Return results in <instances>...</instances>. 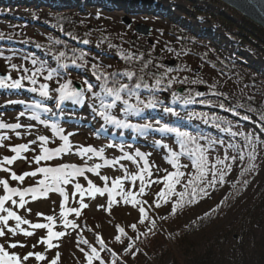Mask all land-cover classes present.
I'll list each match as a JSON object with an SVG mask.
<instances>
[{"label": "rangeland", "instance_id": "rangeland-1", "mask_svg": "<svg viewBox=\"0 0 264 264\" xmlns=\"http://www.w3.org/2000/svg\"><path fill=\"white\" fill-rule=\"evenodd\" d=\"M133 1L141 3L128 5L122 0H109L107 4L101 5L99 2L107 0H0V76L10 75L12 79L31 76L35 70L32 61L36 60L32 54L55 62L54 56L57 53L54 49L58 44L49 42V34L70 42L79 49V54L83 57H77L75 65L70 66L49 63L45 71L50 67L56 70L57 74L54 77L57 79L54 81L48 82L40 75L41 71L36 76L35 85L25 79L22 80L23 87L20 89L0 88V121L19 122L22 125L16 130L0 129V135L8 137L0 141V180L7 181L10 188L23 190L39 187L38 181L44 179V175L37 172L35 176L27 175L20 181L11 178L13 172L23 175L40 167H57L62 164H75L84 168L93 167L95 164L102 165L96 173L86 171L84 176L76 177L68 185L61 184L64 196L53 190L46 196H38L33 200L31 194H28L25 196L27 203L24 208L18 207V196L12 197L17 201V205H13L10 200L5 202V207L15 211L29 223L21 224L14 236L7 231L9 227L15 228L14 220H9L7 227L0 224L5 231V235L0 237V244L9 252H16L21 258L28 252L40 253L44 257L37 261L35 256H32L27 261H22V264H51L53 259L56 260V264H88L84 252L91 254V248H96L99 252L100 241L108 251V258L99 256V259H93L92 263L100 264L103 260L104 264H109L111 257L120 256L124 257V264H171L172 255L179 251L188 257H196L205 253L207 245L219 235L231 231L264 189V131L260 127L264 125V120H261V116H264V50L250 42L242 31L236 28L235 25L239 23L241 17L216 1ZM153 1L159 7L152 6L150 2ZM151 7L160 11L166 10L171 16L152 13ZM62 16L75 18L79 27H83L79 34L80 38L63 29L61 21H58ZM138 24L151 28L147 38L134 33V28ZM198 30H203L204 36H199ZM87 33L92 38L85 39ZM133 39L138 41L140 46H145V50L147 48L148 64L151 67L154 64L152 71L163 73L167 68L173 70L165 76L162 86L167 85L168 79L174 77L173 84L158 92L157 98L163 100L166 106L172 107L179 115L164 113L162 108L146 109L138 116L130 118L129 122L143 124L158 119L170 127H179L193 134L199 131L212 140H223V145L215 143L211 146L206 139L200 141L208 148L210 163L214 162V158L225 159V156H238L240 153L244 155L242 161L226 159L223 165L218 164L217 169L226 172L225 183L220 184L217 175L215 186L208 185L206 181L212 179L209 173L205 182L201 184L206 186L207 195H203L197 203H188L175 216L171 207L180 199L176 193L184 191L183 185L187 184V177H181V183L175 185L171 196L162 199L157 195L164 188L162 181L164 170L174 172L176 169L165 160L167 150L154 146V142L159 140L162 145L167 144L173 151H179L174 134H161L155 130H145L141 133L134 129H122L113 124H105L93 111L94 104L97 105V111L99 110V101L93 98L91 92L84 91L82 104L71 100L59 102L57 100L59 93L55 89L64 82L59 73L66 69L68 73L65 76H70L77 82L85 84V78L89 79L85 86L92 84L95 88L93 92L101 91L100 80L93 75V65L96 66L97 74H104L101 71L104 72L105 68L127 71L124 67L129 63H136L134 57L141 56L140 51L137 53L136 46H130L129 40ZM90 55L96 57L92 59ZM13 64L19 71L11 69ZM36 64L42 65L39 61ZM23 69L29 71L25 73ZM125 79L128 81L126 77ZM144 80L149 84L154 83L153 77ZM185 80L188 82L182 83ZM192 81L197 83H191ZM41 84L49 85L48 97L41 96L39 91ZM179 86L182 87L181 91L177 89ZM31 88H36L37 91L32 92ZM141 91L144 93L142 99L150 98L147 90ZM173 92L178 93L180 97L191 95L195 102L186 105L182 100L173 101ZM196 92H202L204 95L196 97ZM202 100L205 103H200ZM10 101L23 103H9ZM246 101H249L248 106H244ZM130 102L135 103V98L133 97ZM37 103L40 104V108L35 111L40 119H30L34 109L28 106ZM220 104L229 110L221 109ZM45 108L50 111L44 112ZM111 111L117 119H125L122 111L117 109ZM20 112H24L25 115L19 116ZM190 113H204L209 118V123L205 124L202 119L195 117L188 119ZM143 116H146L145 120ZM245 116L249 119L245 120ZM213 117L217 118L215 123L220 125L219 128L211 122ZM53 124L63 128L65 134L75 133L69 137L73 147L68 153H62L52 160L37 162L35 157L40 155L41 149L38 136L49 137L48 143L44 145L49 149H55L63 144L59 136L53 135L50 127ZM186 124L190 125V130L183 127ZM222 128H231V131L237 133H253L254 137L258 138L253 140L255 159L249 157V153L253 152L252 144H248L239 134L232 136L229 132L221 131ZM17 132L20 133L19 136L16 135ZM114 135L116 138L112 139ZM31 141L35 143H30ZM229 143L236 145V148H229ZM19 144H29V150L21 153V158L14 160L12 164L3 163L5 157L11 158L16 155L10 148ZM109 144L113 147H107ZM89 146L98 151L103 149V157H96L91 153L85 156L76 154L78 148ZM136 149L151 153L148 157L150 165L154 164L161 169L157 172L156 167H153V176H146V182L161 178V183L148 184L143 195L138 192L139 180L133 183L130 179H124L126 175L131 176L139 172L137 163L120 159L124 153L134 156ZM134 159L139 162L138 157ZM105 160H116L117 163L104 166ZM179 163L189 165V169L181 168V171L187 173L191 170L195 173L194 169H190V161L186 157H180ZM228 164L233 166L231 171L227 170ZM249 164L254 167L240 176V171ZM142 166L140 162V167ZM4 168L8 171H3ZM100 176H106L107 180H100ZM117 178L122 180L125 190L131 189L136 193V199L141 203L133 207L131 203H124L120 196H115V202L109 208L106 192L103 196L97 193L94 197L88 196L85 192L83 203L87 207L80 209L79 216L75 213H68L66 216V219L72 220L77 227H64V218L60 216L61 202L64 203L65 209L79 208L81 203L78 192L73 196L74 183L78 182L87 189L88 180H91L97 187L103 188L107 184L110 188L112 180ZM245 181L247 183H244ZM234 192L237 193L234 195ZM4 195L6 193L3 185H0V196ZM157 202L160 203L159 208H156ZM141 207L146 212L143 223H140ZM37 213L42 215L38 216ZM0 215L7 213L0 212ZM47 216H52L53 220L47 221L45 219ZM205 218L210 219L193 232L185 233L187 229ZM34 223L50 224L53 231L64 232L65 235L53 238L50 243L54 247H49L42 242L48 239L47 228L32 229L30 225ZM132 225L136 227L133 228ZM152 226L158 227L160 233L158 235L162 238L159 236L158 240H152L151 244L147 248L143 247L135 257L129 255L137 241L148 234ZM119 229H123V233ZM24 231H30L33 235L26 237L23 235ZM117 236L120 237L119 240L116 239ZM84 240L88 243L84 244ZM9 243H18V246L11 249L8 247ZM20 243L26 246L20 247Z\"/></svg>", "mask_w": 264, "mask_h": 264}, {"label": "snow or ice", "instance_id": "snow-or-ice-1", "mask_svg": "<svg viewBox=\"0 0 264 264\" xmlns=\"http://www.w3.org/2000/svg\"><path fill=\"white\" fill-rule=\"evenodd\" d=\"M84 43H88L87 41H84ZM64 53H60V57H63ZM33 65L37 63L36 60L32 61ZM148 65L145 64L144 68H147ZM160 67L159 65L157 66ZM94 72L93 75H96L97 80H100L101 83L99 85L101 91L100 92H93V85H88V91L92 92L93 98L95 100L99 101L98 104V111H97V105H92L93 111L96 112V114L103 119L105 124H113L117 126L118 128H129L134 129L137 131H140L143 133L145 130H155L156 132H159L161 134H168L172 133L175 135V143L179 146V151H173L169 145L167 144H161L159 140L154 142V146L157 148L163 147L167 150L168 155L165 157V160L167 163H169L172 168H175L176 171L169 172L167 170L165 171V175L162 177V181L164 183V188L161 189L157 195H159L162 199L171 196L173 194V190L175 188L176 184L181 183V177H187V184L183 185L184 191L176 193L180 197V199L172 204L171 211L174 213L176 211V208L178 206H183V200L185 196L191 197L190 202L196 201V194L199 190L200 193H203L204 195H207V193L204 191L203 187H199L197 182L204 183L205 178L208 176L209 173H211L212 179L207 180V184L211 186H215L216 184V177L219 176V183L224 184L225 183V175L226 172L222 169H217V165H223L225 163L226 159H230L232 161H236L237 159L243 160L244 155L243 153H240L238 156L234 155L232 157L225 156V159H219L214 158V162L209 161V157L207 155L208 148L205 147L200 143L202 139H206L208 142V145L211 146L215 143H220L221 145L224 144L223 140H212L211 138L205 137L201 132L197 131L195 134L190 131L182 130L179 127H170L166 123H161L160 120H155L154 122H145L143 124H134L130 123L129 119L138 116L144 110L146 109H157L162 108L164 113H170L172 115L178 116L179 114L174 112L172 107L166 106L165 102L163 100H159L157 98L158 92H162L165 90V88L171 87V85L174 82V77L169 78L167 81V85L162 86V82L165 78V76L173 71L171 68L165 69L163 73H152V77L154 79V83L149 84L144 80V75L137 76L132 71H125L123 73H111L109 75L104 74H97V71H95L96 66L93 65ZM12 70H17L16 65H11ZM25 73H27L28 69H23ZM42 71V66L40 68H35L34 71H32L31 76H21L17 79H12L10 75H3L0 76V88H12V89H20L23 87L22 80L27 79L31 84H36V76ZM144 72V69H141V73ZM56 70H50L47 75L44 77L46 80H52L53 76L56 75ZM109 76L112 78V86H109ZM126 77L128 81L131 83H125L121 80H117L116 77ZM10 81V83H9ZM188 81H182V83H187ZM87 83V81H85ZM191 83H197V81H192ZM141 89L147 90L148 97L150 98H144L142 99V96L144 93L141 91ZM30 91L36 92V88H31ZM40 94L43 97L49 96V85L48 84H41L39 88ZM56 92L59 93V96L57 98L59 101H65V100H71L75 103L82 104L84 102V90H77L75 87H73L71 81H67L65 83H62L59 85L58 88L55 89ZM204 94L202 92H196V97H201ZM135 98V103H131L130 100L132 98ZM172 99L173 101L176 100H182L183 104H192L195 102V98L191 95H188L186 97H180L178 93L173 92L172 93ZM106 100H109L110 102H105ZM119 102V103H118ZM9 103H23V101L13 102L10 101ZM200 103H205V101H200ZM59 106V103L57 104ZM122 106V107H121ZM28 107L34 109L33 115L30 117V119L39 120L40 117L35 111V109L40 108V104H33L29 105ZM219 107L221 109H224V105L220 104ZM113 109H117L118 111H122L125 119H117L115 115L112 114ZM225 111H228L229 109H224ZM44 112L50 111L49 109L45 108L43 109ZM24 112H20L19 116H24ZM19 116L17 117V120L19 119ZM193 117L202 119L205 124L209 123V118L204 113H190L188 116V119H192ZM216 117H213L211 122L215 124L217 128L220 127L219 124H216ZM245 120H248L249 117L245 116ZM261 120H264V116H261ZM46 123V122H45ZM22 125L17 123H5L3 121H0V129H11L16 130L20 129ZM29 128L31 126H28ZM53 131L54 136H59L60 140L63 141L62 146L57 147L55 149H49L48 147H45L44 145L48 143L49 137L41 135L38 136L37 139L41 142V149H40V155H37L35 157V160L37 162L39 161H49L52 160L53 157H58L62 153H68L73 145L69 141V137L75 135L74 132H68L65 134V130L58 125H50ZM261 130L264 131V125H261ZM102 130V129H101ZM221 131L229 132L230 135L236 136L241 135L244 137V139L248 142V144L253 145V152L249 153L250 159H255L254 149L255 144L253 143L255 138L253 133L249 132L245 134L244 132H233L231 131V128H222ZM17 136L20 135L19 132L16 133ZM8 139L7 136L0 135V141ZM30 143H35V141H31ZM107 147L111 148L113 145L109 144ZM229 148H236V145L229 143ZM10 150L15 153L16 155L12 156L11 158L5 157L3 163L6 164H12L14 160H17L20 157V154L23 152H26L29 150V144H19L16 146H13L10 148ZM91 153L92 155L96 157H103L104 150L100 149L99 151L91 146L89 147H80L77 150V155L85 156L87 154ZM151 156V153L142 152L139 149L135 150L134 156L129 155L128 153H124L120 159L123 160H129L137 163V166L139 168V172L137 174L131 175V176H125L124 179H130L133 183H135L137 180H139V194L143 195L145 192V187L148 184H159L161 183V178H157L155 180H149L146 182V176L152 177L153 172L152 168L156 167L157 172L161 171V169L157 166L150 165L148 157ZM134 157L139 158V162L135 161ZM180 157H186L190 161V169H194L195 173H193L191 170H189L187 173L184 171H181V168L189 169L188 164L181 165L179 163ZM140 162H142V167H140ZM117 163L116 160H105L104 166H108L111 164ZM102 167L101 164H95L93 167L84 168V167H78L75 164H62L57 167H40L37 168L33 172H26L23 175H17L16 173L11 174V178L13 180H20L23 181L25 176H35L37 172L42 173L44 175V179L38 181L39 187H31L27 189L20 190L18 188H10L8 185V182L5 180H0V185H3L4 191L6 195L0 196V212L7 213V215H0V224H2L4 227H7L9 220H14L16 222L15 228H7V231L11 233L13 236L16 234V231L20 229L21 224H28L29 221L22 219L17 213L7 207H5L6 201H11L13 205H17V201L12 199L13 196L19 197V208H24L25 204L27 203L25 200V196L28 194H31L32 199L36 200L38 196H46L49 191H56L59 192L62 196L65 195L64 189L60 187L61 184L68 185L71 181H74L76 177L84 176V173L91 172L96 173L98 169ZM227 170H232V164H228ZM254 165L249 164L247 168H244L240 171L239 175L243 176L245 172L249 171ZM3 171H8L7 168H4ZM100 180L106 181V176H100ZM87 179V177H85ZM50 181V183L48 182ZM244 183H247L245 181ZM73 187L75 189V192H73V196H75L76 192L80 194L81 203L79 208H68L65 209V205L63 202L60 204V216L63 219V225L65 228H68L69 226L72 228H76L77 224L74 223L72 220L66 219V216L68 213H75L77 216L80 215V209L87 207L86 204L83 203V198L85 195V192H87L88 196L94 197L97 193H99L101 196L104 195L106 192L108 194V206L109 208L111 205L115 202L114 197L120 196L124 203H131L133 207H135L137 204L141 203L140 200L136 199V193H134L131 189L125 190L123 187V182L120 178L112 180V185L109 188L107 184L103 188L97 187L91 180H88V187L87 189L83 188L80 183L76 182L73 184ZM189 188L191 189V192L189 193ZM119 189V191H117ZM167 190V191H166ZM147 202V201H145ZM99 207V206H98ZM160 207V203H156V208ZM29 211H31L29 209ZM140 213V223H143L146 218V212L143 207L139 209ZM37 215H42L40 213H37ZM47 221H52V216L45 217ZM4 227H0V237H3L5 235ZM30 227L32 229H44L47 228L48 230V239L43 240L42 242L47 244L49 247H54L50 243V241L53 238L62 237L65 235L64 232H55L52 230V227L50 224H44V223H34L31 224ZM133 228H135V225H132ZM121 233H123V229H119ZM23 235L31 236L33 235L30 231H24ZM117 240L120 239L119 236L116 237ZM97 240L99 241V237H97ZM84 244H87L88 241L84 240ZM101 244V250H103V242L100 241ZM18 246V243H9L8 247L11 249H15ZM20 247H25L26 245L20 243ZM35 247V245H33ZM131 247V245H129ZM83 252L84 250L81 249ZM84 255L88 261V264H92L93 259H99V252L96 248H91V254L88 252H84ZM115 255V253H113ZM35 256V259L37 261L42 260L44 257L40 253H33L28 252L26 255H24L22 258L16 253V252H9L6 250L4 245L0 244V264H22V261H27L29 257ZM51 264H56V260L53 259ZM100 264H104V261L101 260Z\"/></svg>", "mask_w": 264, "mask_h": 264}, {"label": "trees", "instance_id": "trees-1", "mask_svg": "<svg viewBox=\"0 0 264 264\" xmlns=\"http://www.w3.org/2000/svg\"><path fill=\"white\" fill-rule=\"evenodd\" d=\"M209 1V0H208ZM61 21L63 27L70 33L78 35L82 32V27L77 25V21L75 18L71 16H62ZM236 28L242 31L244 37H246L250 42L259 45L260 48L264 50V31L253 26L251 23L246 20L239 18V23H237ZM58 39V38H57ZM56 40V38L51 39V41ZM58 42V46H55L56 55V63L57 64H67L68 62H73L76 59L75 50L72 51V46L60 40H56ZM137 48L141 51V56L138 57L136 63H129L126 67H124L127 71L134 72L137 76L144 75V79L148 77H152V67L148 64V55L144 46H140L138 42H135ZM43 48V46L39 45ZM147 49V48H146ZM64 53L63 57H60V53ZM157 53V52H156ZM36 55V54H34ZM39 62L43 61V68H46L48 65V60L45 58H37ZM52 63V62H50ZM147 64L148 67L144 68V65ZM40 68V66H39ZM51 68V67H50ZM48 68V69H50ZM144 69V72L141 73L139 69ZM134 70V71H133ZM108 72V71H107ZM47 71L45 72V74ZM113 73H119V71H113ZM264 73V71H263ZM111 74L108 72V75ZM63 77V75H62ZM122 79L121 77H116L117 80ZM71 81L73 87L76 88V81L72 78H67L65 82ZM123 81V80H122ZM127 83H131L128 81ZM109 86H112V78L109 76ZM77 89V88H76ZM247 175V173H246ZM199 187H203L206 192V186L201 185V182H197ZM243 188V187H241ZM191 189L189 188V193ZM237 192H234L235 195ZM239 193V192H238ZM203 193H200L199 190L196 194L197 203L203 197ZM231 196V198L234 197ZM191 197L185 196L183 200V206H178L175 211V215L182 211L185 206L190 202ZM193 203V202H192ZM173 216V217H174ZM210 218L202 219L201 222H197L194 226L190 227L185 231L193 232L194 230L201 227L204 223H206ZM264 189L260 193L259 197L255 202H253L243 213L238 224L233 227V229L227 233L219 235L215 240L210 242L206 249L205 253L196 256V257H188L184 252H177L172 255V263L171 264H264ZM159 229L156 226H152L151 231L139 239L135 245V248L129 253L132 257H135L138 253H140L143 247H148L151 244L152 240H158ZM235 235V238H234ZM162 238V236H160ZM99 256L108 258V251L105 247L101 250V245L99 246ZM148 250V249H146ZM124 257H111L109 259V264H124ZM97 264V263H92Z\"/></svg>", "mask_w": 264, "mask_h": 264}, {"label": "water", "instance_id": "water-1", "mask_svg": "<svg viewBox=\"0 0 264 264\" xmlns=\"http://www.w3.org/2000/svg\"><path fill=\"white\" fill-rule=\"evenodd\" d=\"M125 1L128 5L140 4L141 2H134L133 0H122ZM226 6L227 8L234 11L241 18L248 21L255 27L264 31V0H213ZM134 2V3H131ZM151 5L158 6L155 2H150ZM135 32L148 36L150 29L144 26H137Z\"/></svg>", "mask_w": 264, "mask_h": 264}, {"label": "bare ground", "instance_id": "bare-ground-1", "mask_svg": "<svg viewBox=\"0 0 264 264\" xmlns=\"http://www.w3.org/2000/svg\"><path fill=\"white\" fill-rule=\"evenodd\" d=\"M84 112H86V111H84ZM145 118H146V116H143V119L145 120Z\"/></svg>", "mask_w": 264, "mask_h": 264}, {"label": "flooded vegetation", "instance_id": "flooded-vegetation-1", "mask_svg": "<svg viewBox=\"0 0 264 264\" xmlns=\"http://www.w3.org/2000/svg\"><path fill=\"white\" fill-rule=\"evenodd\" d=\"M168 15V14H167Z\"/></svg>", "mask_w": 264, "mask_h": 264}]
</instances>
